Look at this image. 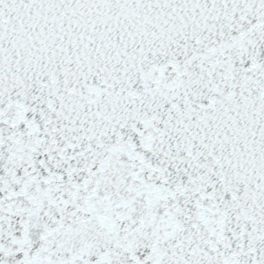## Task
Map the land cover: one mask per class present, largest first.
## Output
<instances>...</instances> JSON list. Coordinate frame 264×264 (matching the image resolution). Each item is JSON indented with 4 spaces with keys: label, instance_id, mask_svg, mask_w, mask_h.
<instances>
[{
    "label": "snow or ice",
    "instance_id": "6c2138e0",
    "mask_svg": "<svg viewBox=\"0 0 264 264\" xmlns=\"http://www.w3.org/2000/svg\"><path fill=\"white\" fill-rule=\"evenodd\" d=\"M0 264H264V0H0Z\"/></svg>",
    "mask_w": 264,
    "mask_h": 264
}]
</instances>
